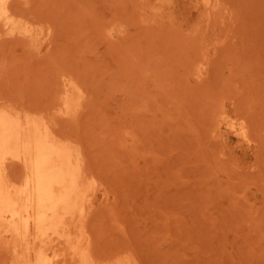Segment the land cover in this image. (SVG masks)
<instances>
[{"label": "rangeland", "instance_id": "obj_1", "mask_svg": "<svg viewBox=\"0 0 264 264\" xmlns=\"http://www.w3.org/2000/svg\"><path fill=\"white\" fill-rule=\"evenodd\" d=\"M0 21V112L79 154L99 261L264 264V0H4Z\"/></svg>", "mask_w": 264, "mask_h": 264}, {"label": "bare ground", "instance_id": "obj_2", "mask_svg": "<svg viewBox=\"0 0 264 264\" xmlns=\"http://www.w3.org/2000/svg\"><path fill=\"white\" fill-rule=\"evenodd\" d=\"M11 113L0 112V231L11 264H130L104 263L93 253L86 208L94 200L74 147L44 121L23 126ZM9 159L24 166L20 184L9 179Z\"/></svg>", "mask_w": 264, "mask_h": 264}]
</instances>
